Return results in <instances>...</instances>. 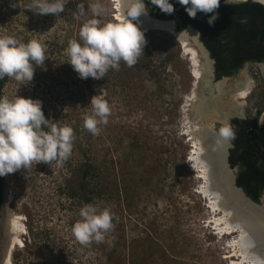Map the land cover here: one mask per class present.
<instances>
[{
  "label": "rangeland",
  "instance_id": "374dc122",
  "mask_svg": "<svg viewBox=\"0 0 264 264\" xmlns=\"http://www.w3.org/2000/svg\"><path fill=\"white\" fill-rule=\"evenodd\" d=\"M11 1L18 10H9ZM25 2L26 8L24 0H0V36H12L21 43L38 40L45 46L46 60L43 67L35 68L29 83L21 85L6 76L1 97L11 100L17 95L40 100L45 118L59 126H70L74 139L71 153L61 165L54 161L33 162L27 169L5 175L1 255L9 221H19L16 236L22 243L8 253V264L238 262L236 257L225 258L232 250L227 243L237 235L222 238L209 224L221 213H210L208 200L198 191L203 181L190 160L195 143L191 132L206 131L193 112L204 86L203 75L195 76V70L205 61L194 42L189 38L181 42L167 31L149 28L141 32L145 40L158 47L150 68H156L154 75L121 61L118 70L109 69L106 84L92 78L80 79L63 49L69 40H79V29L87 20L96 18L101 24L115 21L113 1L63 0L65 9L58 15L39 14L28 9L33 0ZM81 3L85 13L74 16ZM97 3L104 11L93 17L91 5ZM145 12L148 14L147 8ZM186 28L175 30L183 32ZM261 76L262 72L244 66L227 81L226 93L218 99L228 107L240 105L242 111L252 114L264 99ZM239 81L246 89L245 97L240 99L235 94V83ZM94 95L102 96L110 108L107 123L98 124L96 135L83 127ZM206 124L207 130L220 135L223 142L228 141L229 135L221 134L226 127L220 121L208 117ZM84 153L107 173V192L89 203L82 200L80 193L69 196L68 190L78 185L73 173ZM228 171L234 179L238 170ZM252 202L264 204V191L259 201ZM83 204L110 210L113 227L102 242L81 244L73 236L72 225L79 219L78 210Z\"/></svg>",
  "mask_w": 264,
  "mask_h": 264
},
{
  "label": "clouds",
  "instance_id": "9594fccd",
  "mask_svg": "<svg viewBox=\"0 0 264 264\" xmlns=\"http://www.w3.org/2000/svg\"><path fill=\"white\" fill-rule=\"evenodd\" d=\"M119 3V0H117ZM166 14H172L170 0H150ZM185 6L190 18L197 13L205 14L211 27L218 19L220 0H177ZM39 14L58 15L65 9L63 0H33L28 8ZM93 17L100 16L104 9L99 3L91 5ZM146 11L144 0H128L126 9L119 12L115 21L101 24L96 18L84 22L79 29V40L68 41L63 51L68 56L78 78L101 80L109 69L118 70L123 61L131 67L141 55L145 44L144 34L133 22ZM85 13L84 4L77 5L74 16ZM45 46L32 39L21 43L12 36H0V79L5 76L21 85L32 81L37 66L43 67ZM91 113L83 118V127L91 134L99 131L98 124H106L110 108L100 95L90 100ZM42 110V102L31 98L14 96L11 100L0 97V177L27 169L33 162L61 165L70 155L73 129L50 123ZM221 134H230L227 128ZM79 219L72 225V234L81 244L90 241L102 242L104 234L113 227V216L108 208L95 204H83L78 210Z\"/></svg>",
  "mask_w": 264,
  "mask_h": 264
},
{
  "label": "bare ground",
  "instance_id": "6f19581e",
  "mask_svg": "<svg viewBox=\"0 0 264 264\" xmlns=\"http://www.w3.org/2000/svg\"><path fill=\"white\" fill-rule=\"evenodd\" d=\"M112 1L116 10L115 17L117 18L119 12L127 8L128 0H119V3L117 0ZM133 22L142 32L149 28L164 31L171 30L170 23L153 22L145 12ZM193 36L188 30H185L178 36V39L181 42L187 38H192L193 40ZM193 56L196 57L194 51ZM205 61L195 70V76L202 78L203 75V87L208 88L207 74L209 70ZM220 84L217 83L213 88L217 97L213 95L207 101L201 98L195 106L193 105V112L199 116L200 125L206 131H195V134L191 132L190 135L194 137L195 143L190 160L198 177L203 181V185L198 191L208 200L210 213L213 216L221 213L220 217L213 218L209 224L214 226L213 230L216 232V235L222 238L230 236L233 233L237 235L227 243V248H231L232 250L225 258L236 257V261L238 262H232L231 264H264V213L262 208L259 205L250 204L243 197L242 193L234 187L233 176L229 173L230 171H228L222 159V153L226 149L227 142H223V139L214 140L209 134L211 131L207 130L206 121L208 117L224 123V119L228 113H237L234 106L228 107L218 99L222 93ZM208 90H211V88H208ZM240 95L245 96L244 91L241 90ZM19 230L20 224L17 219L9 221L5 225L4 239L7 241V244L4 250L3 264H8V259H6L8 253L17 247L20 248L22 244L21 240L16 236ZM253 244H257L256 249Z\"/></svg>",
  "mask_w": 264,
  "mask_h": 264
},
{
  "label": "flooded vegetation",
  "instance_id": "af4514ba",
  "mask_svg": "<svg viewBox=\"0 0 264 264\" xmlns=\"http://www.w3.org/2000/svg\"><path fill=\"white\" fill-rule=\"evenodd\" d=\"M170 2L173 5L175 3L176 6L174 7V11L171 17L166 20L159 18V16L165 14L160 9L157 12V16H153L152 14H150L149 10L150 9L152 10L154 8V5L151 4L150 0H144V4L148 11V14H146V12L145 14L155 19L172 21L175 24V29L178 28V25L181 23H186L185 27H191L193 32L190 30L188 32H190L192 36L193 35L194 36H193V40L192 38H190V40H192V42L195 43V34H196L197 41L206 50L208 57H210L211 59L210 61L212 64V74H213L212 76L215 82L221 83L220 84L222 90L221 95L226 93L225 88L227 85V81L230 80L233 76H235L239 71H241L242 68H244V66L248 68L250 67L256 69L257 71H260L264 74V47L261 48V45L264 44V33L262 32V26H261V24H263L264 27V19H262L263 20L262 21L258 14H255L254 12H250L249 8L247 7L245 8V5H249V4L232 5V6L220 4L219 8L217 9L218 19H216L214 25L210 27L207 23L208 17L205 14L198 12L195 18H190L187 15V13L183 11L185 10V6H182L179 3H177V0H170ZM249 21H253L256 23L257 27L255 28H257L260 33L250 32L249 27L244 29V24L248 23ZM205 34L215 35L219 39V42L213 44L212 46L210 45L211 48H208L207 44H205L202 40L203 35L205 36ZM247 38H251L250 39L251 43L246 44V46L248 47V49L250 48V50H247L245 53L244 47H245V40ZM260 49H262L261 52ZM199 50L201 54L204 56L203 59L206 60L205 62H207V66L209 70L207 74L208 77L210 76V71H211L210 63L206 59L205 54L202 52V50L201 49ZM245 54H248L246 60L244 57ZM261 77L264 81V76ZM243 85L244 84L241 81L235 83V94L239 95V99L242 97L240 95V91L241 90L244 91V94L246 91V89L243 88ZM208 88L210 87L208 86ZM263 102L264 99L260 107L255 109L250 115L245 111H242L240 105H235L234 106L235 112L237 113L231 114L228 113V111H226L228 113L226 117L232 115L228 126H225L223 122L222 123L220 122V124L223 125L224 127L226 128L228 127L230 132L228 139L229 147L226 154V162L229 168L238 170L237 174L234 176V180H233L234 184H236L238 178L240 165L238 163H235L236 159L233 155L235 152L234 151L235 148L233 144L232 133H234L236 130L237 133H240V130H245L246 132L253 133L254 136L251 138L250 143H254L257 147L261 146L262 150L264 151V147H263L264 140L262 139L261 133L258 130V123H257L260 117V109L263 105ZM223 103H225V105L227 106L226 102ZM263 128H264V114L262 115V128H261L262 134H263ZM258 158L259 159L255 162V166L260 167L264 170V160L263 159L261 160L260 152L258 153ZM230 163H235V164L231 165ZM240 189L245 194L244 190L242 188ZM5 202H6V182H5V176H3L0 177V219L4 210ZM6 244L7 241L3 240L1 244V247L3 249L2 250L3 258L5 254L4 250ZM2 255L0 253V264H3V261L1 259Z\"/></svg>",
  "mask_w": 264,
  "mask_h": 264
},
{
  "label": "trees",
  "instance_id": "16d2710c",
  "mask_svg": "<svg viewBox=\"0 0 264 264\" xmlns=\"http://www.w3.org/2000/svg\"><path fill=\"white\" fill-rule=\"evenodd\" d=\"M27 0H24V7L26 8L27 5L25 2ZM15 1H11V5H9L10 11H16L18 8L14 7ZM176 4L174 3L173 7H175ZM249 8L250 12H254L255 14H258L259 17L264 19V7L259 4H249L245 5V8ZM159 8L154 5V8L149 10L150 14L153 16H157ZM185 11V10H183ZM24 14H27L29 16V13L24 11ZM251 14V13H250ZM172 14H163L162 16H159L161 19H168L171 17ZM263 21V20H262ZM186 26V23H181L178 25V29H183ZM262 26V32L264 33V27ZM249 27L250 32H256L260 33L259 30L255 27H257L256 23L253 21H249L248 23L244 24V29ZM251 38H247L245 40V47L244 52L246 53L248 47L246 44H250ZM263 39V38H262ZM203 42L207 44L208 48H211L213 44L219 42V39L215 35H203ZM209 42V43H208ZM256 45V44H255ZM254 45V46H255ZM264 47V44L261 45V48ZM156 48L157 46L153 45L148 40H145V44L143 46L141 55L138 57L137 62L134 66L137 67L138 70L140 69H146L150 70L152 66V57L154 54H156ZM262 49H260L261 52ZM248 54H245V60ZM152 75L155 74L156 68H153L149 71ZM101 79L102 83H107V74ZM6 83V76L3 79H0V96H1V89L3 88L4 84ZM234 132V131H233ZM263 134H264V128H263ZM254 136L251 132H246L245 130H240V133H237V130L232 133L233 137V144L235 148L234 157L236 159L235 163H238L240 165V171L238 174V178L236 181V186L239 188H242L246 194L247 197H249L252 201L257 202L260 193L264 190V170L260 167L255 166V162L259 159L258 153L260 152L261 160H264V151L262 150V147H257L254 143H250L251 138ZM261 141V139H260ZM263 143V142H262ZM264 147V145H263ZM262 151V152H261ZM235 163H230L231 165ZM106 172L104 169L100 167H96L92 163V158L90 155H87L86 153L83 154V160L80 162V164L76 167L75 173L73 175L77 177L78 179V185L76 189L74 188H68L69 190V196H77L79 193L81 194V198L85 203H89L93 200L95 196H101L102 194H105L107 192V187L105 185V176Z\"/></svg>",
  "mask_w": 264,
  "mask_h": 264
},
{
  "label": "water",
  "instance_id": "95a60500",
  "mask_svg": "<svg viewBox=\"0 0 264 264\" xmlns=\"http://www.w3.org/2000/svg\"><path fill=\"white\" fill-rule=\"evenodd\" d=\"M220 4L221 5H227V6H232V5H244V4H259V5H261V6H263L264 7V0H220ZM148 18L151 20V21H153V22H158V23H170L171 24V30L170 31H167V32H169V33H171L172 35H174V37H176V39L178 40V36L182 33V32H177L176 30H175V24H174V22H172V21H164V20H159V19H155V18H152V17H149L148 16ZM185 30H190V31H192V29H191V27H187ZM184 30V31H185ZM183 31V32H184ZM193 32V31H192ZM143 33H145V32H143ZM195 34V33H194ZM197 47H198V49H201L202 50V52L205 54V57H206V59L209 61V63H210V68H211V71H210V76H208V84H207V86H209L210 88H211V90H208V88H204V87H202L201 88V95H202V97L201 98H203V100H205V101H207V100H210L212 97H213V95H215V90L213 89L214 88V86L216 85V83H218V82H215L214 81V79H213V74H212V64H211V62H210V60H209V57H208V54L206 53V50L203 48V46L197 41V39H196V34H195V43H194ZM219 82H221V81H219ZM264 114V102H263V105H262V107H261V109H260V117H259V119H258V130L260 131V133H261V137H262V139L264 140V135L262 134V131H261V128H262V115ZM231 117H232V115H230V116H227L225 119H224V123H225V126H228V124H229V122H230V119H231ZM210 134V136L214 139V140H216V141H218V140H220L221 139V136L220 135H218V134H215V133H213V132H210L209 133ZM228 147H229V142L227 141V144H226V149H225V151L222 153V155H223V161H224V164H225V166L229 169V167H228V164H227V162H226V154H227V150H228ZM234 180V179H233ZM233 184H234V181H233ZM234 187H235V185H234ZM241 193H242V195H243V197L250 203V204H252V205H257V204H255L254 202H252L248 197H246V195L243 193V191L240 189V188H237ZM261 202V201H260ZM261 206V208H262V211H263V213H264V204H261L260 205ZM254 245V248L256 249V247H257V244H253Z\"/></svg>",
  "mask_w": 264,
  "mask_h": 264
}]
</instances>
